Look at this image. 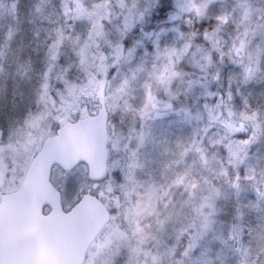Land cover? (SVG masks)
<instances>
[{
  "label": "rangeland",
  "instance_id": "374dc122",
  "mask_svg": "<svg viewBox=\"0 0 264 264\" xmlns=\"http://www.w3.org/2000/svg\"><path fill=\"white\" fill-rule=\"evenodd\" d=\"M32 1L35 10L24 20L21 13L14 20L17 13L13 15L8 10L10 0H0V50L9 46L14 36L11 30L25 22L33 30L31 35L43 44L36 51L43 56L33 69L35 87L29 92L30 104L25 111L28 117L18 115L19 119L7 125L5 115L3 118L0 115V195L19 187L47 136L54 134L66 119L78 116L82 107L96 112L99 97L104 94L111 117L110 179L106 183H91L83 165L70 174L54 172V182L62 191L66 209L81 194L91 191L112 211V221L92 244L85 264H196L201 259L200 251L210 249L214 241L225 245L226 233L234 235L237 225L232 223L224 230V223H211L213 202L233 190L237 193L246 180L254 179L257 168L264 163L263 157L257 156L263 153L258 141L264 133V98L259 93L249 103L242 97V91L226 88L217 99L222 115L215 112L212 130L206 133L212 143L224 146L229 154V162L235 169L229 185L223 182L225 170L190 146L200 128V111L190 110L184 119L192 124L187 126L188 143L182 142L177 134H166V121L171 123L174 118H166V97L160 95V90L164 88L166 93V87L178 78L173 67L175 53L181 48L175 46L179 38L176 25L183 19L204 15L213 19L211 25V21L206 22L211 28L208 33L211 51H218L227 62L226 67L233 66L246 84L253 81L257 89L262 87L264 79L259 74L260 64L252 55L250 37L264 39V15L261 19L254 18L251 30L248 25L254 11L264 12V0H232L233 6H228L227 0H171L168 28L161 27L156 32L143 28L142 32L139 30L143 37L132 38L128 46L122 42L124 36L117 34L118 28L130 34L137 25L146 22L159 0ZM70 2L74 7L71 24ZM228 24L233 27L230 29ZM68 25L72 34L69 49L84 82L53 96L63 76L58 61ZM20 54L21 51L18 59ZM209 56V52L203 51L194 62L198 79L204 78L188 80L203 96L209 95L210 84L221 79V70L208 72ZM0 57L1 70L7 55L3 53ZM14 66L12 63V69ZM28 76L19 71L13 83L23 104L27 102L28 84L31 85L25 79ZM9 77L6 75L4 85H8ZM151 87L155 89L153 94ZM20 104L8 103L12 109L6 119L13 118ZM3 107L5 103L0 113ZM150 121H154V126L148 135L145 126ZM123 123L129 124L126 133L121 127ZM241 169L244 174L239 176ZM257 177L262 186L260 199H248L252 205L247 213L264 221V174ZM257 233L261 234L260 239L264 238L263 224ZM243 240L245 246L236 247L238 255L248 253L250 264H263L264 250L256 247L255 242L250 244L254 233H245ZM230 251L234 256L233 249ZM232 262L246 264L241 259Z\"/></svg>",
  "mask_w": 264,
  "mask_h": 264
},
{
  "label": "trees",
  "instance_id": "16d2710c",
  "mask_svg": "<svg viewBox=\"0 0 264 264\" xmlns=\"http://www.w3.org/2000/svg\"><path fill=\"white\" fill-rule=\"evenodd\" d=\"M35 1L37 0H34V2ZM171 2V0H159L149 14L146 22L142 25H137L130 34L128 30L118 28L117 34L121 33L124 36L122 39L123 44L128 46L132 38L141 39L143 35L139 30L141 31L143 28H147L154 32L158 31L161 27L168 28L169 18L172 12ZM226 3L228 6H233L235 4L232 0H227ZM8 10L12 11L13 15L17 13L14 20L17 19L20 13L22 14L20 18L24 20L29 12L35 10V4L32 0H10ZM73 10L74 7L72 2H70L69 24L73 22ZM263 15L264 12L259 10L252 13L249 20L250 25H248L249 30L253 28L254 18L261 19ZM208 20L209 22L211 21V25L213 19L208 15H204L198 19H183L176 25L179 38L175 46L181 48L175 53L173 67L178 78L174 83L166 87V93L165 89L161 88L160 95L166 97V118H174L171 123L166 121V134H177L180 136L182 142L188 143L190 139L187 126H191L192 124L184 121L187 114L191 113L190 110H193V112H201L200 128L196 131L194 142H190V146H192L194 150H198L199 153H203L208 159L215 160L225 170L223 182L231 185L232 181L230 182L229 180L233 179L235 169L229 162V154L224 146L220 147V145L212 143L206 132L212 130L211 122L214 124L213 118L215 112H218L219 116L222 115L220 111L221 106L218 104L217 99L226 88H237L239 91H242V97L247 102L252 103L251 101L259 93L264 98V85L257 89L253 81L246 84L243 77L241 79L239 78V73L236 72L233 66L226 67L227 62L221 57L218 51H211V48L208 47L210 44L208 33H210L209 29H211L208 28L206 23ZM70 27L71 26L68 25V31H65L64 42L60 45L61 56L58 62L63 76L57 82L56 91L52 93L53 96H55L56 93L60 95L63 89L70 90L72 86L80 85L81 82H84V75L80 73L78 62L71 53V49H69V41L72 36ZM228 27L231 29L233 25L228 24ZM30 29L31 28L26 22L23 24L18 23L16 30H11V34L14 33V36L9 46H3L2 49H4V51L0 52V54L5 53L7 55L6 60L3 59L4 65H1L0 70V108L3 106V103L6 104V107H3L4 114L0 113V115L2 116L1 118L5 115V123L7 125H12L14 120L19 119L18 115L24 117V119L28 117V115L25 116V111L30 104V100L28 99L30 98L29 92L35 87L34 78L32 77L34 75L33 69L40 63L38 60L43 56V53L38 54L36 52L39 50V45L42 49L43 44H41L39 39L31 35L33 30ZM250 39L253 40L251 44L252 55L260 64L261 70L259 74L261 78L264 79V39L259 40L257 36L250 37ZM247 41L249 40H246V42ZM20 51L21 54L18 59L17 57ZM203 51L210 53L206 63L208 72L211 73L215 69L221 70L220 81L209 85V95L206 96L201 95L199 90L193 88L192 85L188 83L191 77H194L196 80L198 79L197 65L194 62L198 61V56L202 54ZM1 59L0 57V60ZM12 63L15 64L14 69H12ZM19 71L29 74L25 79H28L31 84H28L29 91L26 92L25 95L27 102L24 104L20 102L21 100L18 95H16L13 87L14 78ZM8 74L10 75L8 85H4L3 81H5V77ZM203 78L204 76L200 77L198 81ZM262 79L259 84H262ZM79 87L80 86L76 87V89L78 90ZM149 90L153 91L151 94L155 92L154 87H151ZM10 101H15L18 105L21 103L20 106L23 105V109H20L19 106L14 110L15 112L12 114L13 118L8 120L6 119L7 114L9 110L12 109L8 106ZM19 110L22 111L17 114ZM150 122L151 124L148 122L145 126L148 135L150 129L154 126V121ZM262 123L264 128V118ZM121 127L123 128V132L126 133L129 124L123 123ZM258 148H260L263 153H258L257 156L263 157L264 160V133L259 137ZM242 174H244L243 169L239 171V176ZM259 174H264L263 162L257 168L254 179L252 181L246 180L244 184L240 186L237 193L233 190L231 193H227L223 197L219 196L214 200V211L210 217L211 223L214 221L224 223V230L233 223V225H237L236 232L234 235L232 233H226L225 245L217 244V242L214 241V243L209 245L210 249L204 250L203 252L200 251L199 257H201V259L196 264H233L232 261L238 259H241L246 264H250L248 253H244L241 257L236 251L237 245H241L242 248L245 246V241L243 240L245 233L253 232L254 240H250V244L255 242L256 247L264 250V238L260 239L261 234L257 233L259 226L262 224L264 225V221L258 216L252 217L247 213L249 207L252 205L251 202L249 204L248 199L257 198L258 201L260 199L262 186L259 177H257ZM208 241L209 240L206 239V242ZM231 249H233L236 258L233 256V252L230 251Z\"/></svg>",
  "mask_w": 264,
  "mask_h": 264
},
{
  "label": "water",
  "instance_id": "95a60500",
  "mask_svg": "<svg viewBox=\"0 0 264 264\" xmlns=\"http://www.w3.org/2000/svg\"><path fill=\"white\" fill-rule=\"evenodd\" d=\"M108 122L102 100L96 114L63 125L44 141L22 186L1 196L0 264H84L90 245L111 221V213L92 194H84L65 211L51 173L55 166L72 171L84 163L90 180H105ZM45 206L51 209L48 214H44Z\"/></svg>",
  "mask_w": 264,
  "mask_h": 264
}]
</instances>
